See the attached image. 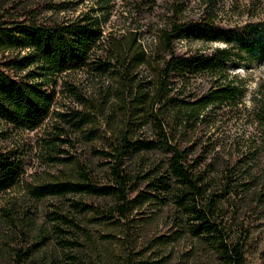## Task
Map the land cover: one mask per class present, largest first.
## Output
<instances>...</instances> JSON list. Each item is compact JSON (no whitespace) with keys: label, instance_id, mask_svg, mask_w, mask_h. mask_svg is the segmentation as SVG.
<instances>
[{"label":"trees","instance_id":"1","mask_svg":"<svg viewBox=\"0 0 264 264\" xmlns=\"http://www.w3.org/2000/svg\"><path fill=\"white\" fill-rule=\"evenodd\" d=\"M76 5L0 1V192L24 185L33 198L66 200L50 212L65 264H86L84 248L99 255L93 223L124 235L129 254L120 264H137L133 214L148 205L165 210L170 225L155 246L187 238L191 250L208 251L219 264H246L250 227L231 221L257 182L252 160L264 149V89L248 98L232 70L264 61V2L241 25L222 24L210 11L185 20L181 6L145 32H106L107 5L62 20L43 14ZM184 41L213 45L182 48ZM74 73L89 85L70 78ZM59 81L60 91L52 88ZM241 119L256 130L245 149L217 136ZM47 121L43 161L59 170L34 182L25 177L29 144L18 134ZM77 142L90 156L65 148ZM256 201L264 204V193ZM31 250L13 246L12 264H25Z\"/></svg>","mask_w":264,"mask_h":264},{"label":"rangeland","instance_id":"2","mask_svg":"<svg viewBox=\"0 0 264 264\" xmlns=\"http://www.w3.org/2000/svg\"><path fill=\"white\" fill-rule=\"evenodd\" d=\"M71 1L77 3L75 8L68 7L59 13H56L55 10H45L43 14L45 16L52 15L62 20L72 18L81 12L91 11L101 5H107V13L105 12L107 19L104 23L106 32L128 28L145 32L162 25L167 16L174 14V12L177 13L175 10L181 6L183 9L179 15L185 20L198 19L210 11L217 16L222 24L241 25L246 21L255 19V14L259 11L257 4L264 2V0H103V2L101 0H21L22 3L33 6ZM242 11L253 14L254 17L248 13L240 15ZM182 45V48L188 46L207 50L213 44L184 41ZM232 72L241 78L248 98L258 88L264 89V61L245 64L240 68H234ZM70 78L78 81L82 87L89 85V81L79 73L72 74ZM52 88L60 91L61 82L59 81ZM60 100L72 105L69 100H64L62 95H60ZM247 104H251L249 99H247ZM48 123L47 121L42 129L18 134L20 141L29 144L25 177L34 182L42 179V177L43 179L48 177L50 173H58L59 170L58 166L50 167L45 165L43 161L46 153L41 146L42 140L40 141V139ZM255 132V126H251L244 119H241L236 122L225 123L217 136L229 138V141L235 139L240 142V147L245 149L246 142ZM0 143H3V140H0ZM5 143L10 144L9 141ZM65 148L72 153L81 154L84 158L90 156V149L80 142L76 143V147ZM252 162L253 170L257 174V182L255 187L242 197L243 200H239L240 212L231 222L250 227L251 231L246 243V264H264V204L256 201L259 193H264V149L257 153V160H252ZM79 197L81 196H69V198ZM81 198L93 201L102 207L108 206L110 203L108 200L88 195ZM65 201L60 197L33 198L24 185H18L11 190L0 192V258L4 264H12L13 246L32 248L31 255L25 264H65L68 262L67 253H64L56 239L51 237L50 223V212L57 209ZM160 211L154 206L148 205L133 214V224L138 226L133 227L136 239L133 244L135 254L132 258L137 264H219L208 251L206 255L198 253L197 250H191L192 240L187 238L173 241L167 247L164 245L155 246L154 240H157L158 236L171 233L169 222L165 216L166 212L165 210ZM90 227L94 233L99 234L100 252H98L99 255H96V253L84 248L82 256L87 261L86 264H120V256L126 257L129 254L127 250L122 248L123 245L121 246L124 243L122 239L124 235L116 232L112 225L102 226L93 223ZM23 232L28 234L26 241H22L24 240ZM107 232H111L113 235L110 237L102 236L103 233L106 234ZM34 244L36 246L33 247Z\"/></svg>","mask_w":264,"mask_h":264}]
</instances>
